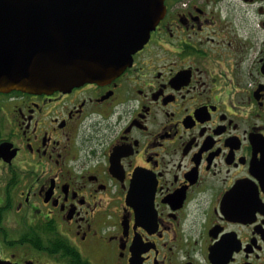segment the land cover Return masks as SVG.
Here are the masks:
<instances>
[{
    "label": "flooded vegetation",
    "instance_id": "obj_1",
    "mask_svg": "<svg viewBox=\"0 0 264 264\" xmlns=\"http://www.w3.org/2000/svg\"><path fill=\"white\" fill-rule=\"evenodd\" d=\"M119 76L0 90V260L264 264V0H164Z\"/></svg>",
    "mask_w": 264,
    "mask_h": 264
},
{
    "label": "water",
    "instance_id": "obj_2",
    "mask_svg": "<svg viewBox=\"0 0 264 264\" xmlns=\"http://www.w3.org/2000/svg\"><path fill=\"white\" fill-rule=\"evenodd\" d=\"M164 14V0H0V90L112 80Z\"/></svg>",
    "mask_w": 264,
    "mask_h": 264
}]
</instances>
